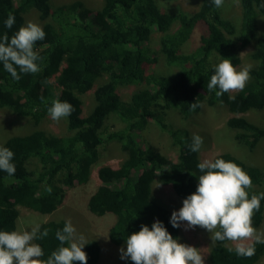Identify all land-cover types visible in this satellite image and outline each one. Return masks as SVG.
I'll return each mask as SVG.
<instances>
[{"label": "trees", "instance_id": "obj_1", "mask_svg": "<svg viewBox=\"0 0 264 264\" xmlns=\"http://www.w3.org/2000/svg\"><path fill=\"white\" fill-rule=\"evenodd\" d=\"M161 1L103 0L97 10L77 1L83 7L75 4L80 11L76 14L70 5L53 8L48 0H0V116L26 118L36 125L46 116L59 115L70 130L67 135L42 129L6 135L0 148V264L13 258L20 208L56 211L63 203L64 186L89 182L91 166L106 142L104 147L120 143L125 158L118 166L98 168L101 185L87 207L99 216L115 215L109 231L112 242H128L135 235L163 244L177 241L179 219L152 198L155 182L170 184L182 200H198L209 186L226 191L237 182L239 195L227 211V217L237 221L236 230L217 224L209 261L255 264L264 257V239L244 247L229 244L262 221L264 171L228 151L202 162L196 133L168 121L174 109L188 119L203 103H225L233 113L227 125L237 141L254 148L264 138V126L241 115L264 108V0H240L239 24L223 13L228 0H200L194 12L163 8ZM29 9H36L42 20L54 16L58 24L45 21L26 31ZM196 27L202 32L199 45L182 53ZM154 32L161 33L159 47L150 45ZM249 45L257 65L249 69L250 81L230 93L212 56L235 67L241 61L239 49ZM161 53L170 66L163 70L153 66ZM104 75L106 80L99 83ZM126 86L136 91L122 97L119 89ZM91 90L96 103L84 115L82 95ZM114 115L122 126L103 137ZM149 117L169 135L176 159L144 141L141 131ZM31 163L35 168L28 169ZM194 214L199 222L221 217L218 203L209 197L197 203ZM36 230L37 264H98L100 243L87 241L80 255L71 248L65 220L44 221ZM125 258L126 264H151L139 245L130 246Z\"/></svg>", "mask_w": 264, "mask_h": 264}, {"label": "rangeland", "instance_id": "obj_2", "mask_svg": "<svg viewBox=\"0 0 264 264\" xmlns=\"http://www.w3.org/2000/svg\"><path fill=\"white\" fill-rule=\"evenodd\" d=\"M53 8L62 4L71 6V11L80 14L79 8L75 4L77 1L83 3V6L99 9L103 0H48ZM200 0H172L161 1L160 6L170 10L183 9L188 12H194L199 8ZM81 5V4H78ZM82 6V5H81ZM82 6V7H83ZM82 9V8H80ZM223 13L228 18L239 24L241 18L240 0H228L223 8ZM259 22H262L263 16L258 15ZM45 21H50L57 25L58 22L54 16H49L45 20L40 18L36 9H29L25 13L24 29L28 31L32 27L39 26ZM261 30V27H260ZM193 37L187 41L181 48V52H189L199 45L201 30L196 27L193 31ZM160 32L152 34V47H159ZM255 44H253V47ZM252 46L239 49L241 57L240 64L235 67H229L216 54L212 56V62L222 73L223 85L234 93L250 81L249 69L256 66L257 62L252 59L250 52ZM156 69L163 70L170 67L164 56L159 55L156 63H153ZM172 68V67H171ZM173 70V68H172ZM106 75L99 80V83L106 80ZM136 87L126 86L119 89L122 97L133 94ZM84 102V115L95 106L93 90L82 95ZM91 107V108H90ZM89 111V112H90ZM233 113L225 103H219L216 106L208 107L203 103L199 113H194L190 118L183 119L177 110H172L168 114V121L175 125H184L196 133V140L200 145L199 158L203 162L212 159L216 154L224 151L231 152L239 156L248 165H255L264 171V138H262L254 148H249L245 142H239L235 139V130L227 125V119ZM248 121L264 126V108L250 110L241 114ZM6 116V115H5ZM8 117V116H7ZM0 116V148L5 141L7 134L29 133L36 129L46 130L58 135H67L70 130L62 116H46L39 124L33 125L30 119ZM108 126L104 128V136L112 129L122 126L121 120L117 116H112L107 121ZM144 141L152 144L158 150L165 153L170 159H176L177 151L172 146L169 135L162 131L154 119L149 117L148 126L141 131ZM12 136V135H11ZM112 142V141H110ZM109 142L104 143L107 144ZM101 147L102 155L97 163H94L90 169V180L87 183H75L71 186H64L63 203L59 208L49 214H43L25 207H21L18 213L17 232L14 238V244H11L13 258L9 264H37L38 251L34 246V236L38 225L51 219L65 220L70 235L71 248L83 254L85 243L89 240H97L102 248V253L98 264H126L125 254L132 245L141 246L145 253L151 259V264H211L209 261V252L214 241V232L219 221L226 223L230 231H235L236 220L227 218L228 208L233 200L239 195L237 182H233L226 191L217 192L212 186L207 188L204 196L198 200H182L174 192L170 184L153 183L152 189L154 198L162 205L173 211L179 219L180 236L173 243H161L151 238H142L135 235L128 242L114 243L109 237L111 224L116 220L114 214L107 213L99 216L92 213L87 207L88 198L101 185L97 170L102 165L118 166L125 158V153L120 143ZM29 169L35 168V164L26 165ZM151 189V193H152ZM214 199L221 213L219 221L199 222L195 218L194 208L203 198ZM243 216V215H242ZM264 239V213L262 221L258 227L249 229L244 237L234 236L229 244L236 247H244L254 240ZM255 264H264L262 257Z\"/></svg>", "mask_w": 264, "mask_h": 264}, {"label": "clouds", "instance_id": "obj_3", "mask_svg": "<svg viewBox=\"0 0 264 264\" xmlns=\"http://www.w3.org/2000/svg\"><path fill=\"white\" fill-rule=\"evenodd\" d=\"M233 182H231V184H232ZM231 184H230V186H231ZM234 199V198H233ZM195 209V208H194ZM228 218V217H227ZM229 219V218H228ZM220 222H222V221H219L218 223H220ZM224 223V222H223ZM226 224V223H225ZM229 230V229H228ZM236 230V229H235ZM230 231V230H229ZM231 232H234V231H231Z\"/></svg>", "mask_w": 264, "mask_h": 264}, {"label": "bare ground", "instance_id": "obj_4", "mask_svg": "<svg viewBox=\"0 0 264 264\" xmlns=\"http://www.w3.org/2000/svg\"><path fill=\"white\" fill-rule=\"evenodd\" d=\"M202 37V36H201ZM183 91V90H182ZM184 93V92H183ZM91 207V206H90ZM95 258V257H94ZM95 260V259H94Z\"/></svg>", "mask_w": 264, "mask_h": 264}]
</instances>
